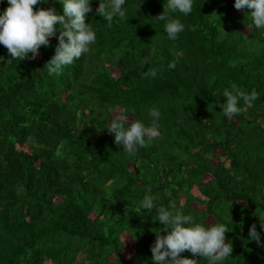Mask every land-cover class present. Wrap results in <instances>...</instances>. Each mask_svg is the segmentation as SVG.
<instances>
[{
  "label": "trees",
  "instance_id": "16d2710c",
  "mask_svg": "<svg viewBox=\"0 0 264 264\" xmlns=\"http://www.w3.org/2000/svg\"><path fill=\"white\" fill-rule=\"evenodd\" d=\"M100 2L86 16L95 43L59 75L44 67L59 24L35 59L13 60L0 44V264H154L158 209L172 206L205 226L226 224L233 252L217 264H264V28L235 0H193L188 15L170 14L185 26L171 40L155 18L168 0H125L111 27ZM8 6L0 0V14ZM34 8L62 15L63 0ZM233 83L259 98L251 107L240 99L229 119L221 105ZM151 109L156 138L135 152L115 144V111L149 126ZM146 195L156 197L151 213ZM254 223L262 244L248 240Z\"/></svg>",
  "mask_w": 264,
  "mask_h": 264
},
{
  "label": "clouds",
  "instance_id": "9594fccd",
  "mask_svg": "<svg viewBox=\"0 0 264 264\" xmlns=\"http://www.w3.org/2000/svg\"><path fill=\"white\" fill-rule=\"evenodd\" d=\"M41 0H8V7L0 14V44L7 50L13 60H24L31 53L35 59L42 45L50 46V38L56 36L57 24L61 29L59 43L55 54L46 62L48 74L59 75L63 67L70 65L75 59L89 52L90 45L96 41V33L90 23H86V16L92 11L90 0H63V14H57L54 8H40L34 6ZM125 0H109L105 4L101 0L97 13L108 22L111 27L114 17L124 18L126 13L122 9ZM236 10L247 9L257 29L264 28V0H235ZM193 0H168L164 4V10L155 18L159 21H167L165 31L168 38L176 40L178 34L184 30V24L180 19H171L170 14L180 12L184 15L191 13ZM156 49H151V55H155ZM176 60L168 67L175 68L179 61V54H175ZM150 57L145 58V64ZM149 73H146V75ZM150 75H157L155 70H150ZM223 96L226 103L221 105L223 114L229 119L238 115L241 108L238 101L243 99L247 107L258 99L255 90L251 94L243 92L236 84L231 85V90H225ZM111 111V109L109 110ZM149 115L153 118L149 126L140 120L129 122L128 115L115 113L107 130L114 134L115 144L123 146L127 152H135L137 146L146 147L159 135L158 120L160 112L151 109ZM147 138V140L145 139ZM156 197L145 196L141 201L143 210L151 213ZM160 207L158 209L161 231L156 232V240L151 246L152 261L154 264H197L196 258H207L209 264H217L232 256L233 244L227 239L228 227L224 223H213L205 226L196 222L191 215H184L181 211ZM264 227V220H260ZM248 240L262 244L260 233L256 224H252L249 230ZM264 246V244H262ZM190 252L191 256H181L183 252Z\"/></svg>",
  "mask_w": 264,
  "mask_h": 264
},
{
  "label": "rangeland",
  "instance_id": "374dc122",
  "mask_svg": "<svg viewBox=\"0 0 264 264\" xmlns=\"http://www.w3.org/2000/svg\"><path fill=\"white\" fill-rule=\"evenodd\" d=\"M115 113H116V111H115ZM217 153H218V151H215L214 154L212 155V160H213L214 164H217L219 160H223V158H224L223 156L218 157ZM211 177L212 176L210 174L204 175V177L202 178V182L203 183L207 182L208 180L211 179ZM192 192H193V194L199 196V192H198L196 187L192 188ZM196 204L198 207L202 208V206L199 205L197 202H196ZM207 222L212 223L213 220L209 217L207 219ZM122 241H123V247L121 249V252L124 255V257L129 258L135 250L133 245H132V240L127 233H123L122 234Z\"/></svg>",
  "mask_w": 264,
  "mask_h": 264
}]
</instances>
